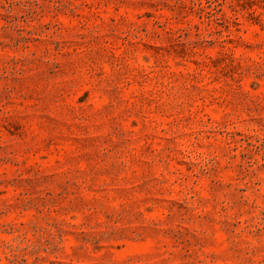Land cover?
<instances>
[{
    "label": "rangeland",
    "instance_id": "rangeland-1",
    "mask_svg": "<svg viewBox=\"0 0 264 264\" xmlns=\"http://www.w3.org/2000/svg\"><path fill=\"white\" fill-rule=\"evenodd\" d=\"M0 264H264V0H0Z\"/></svg>",
    "mask_w": 264,
    "mask_h": 264
}]
</instances>
